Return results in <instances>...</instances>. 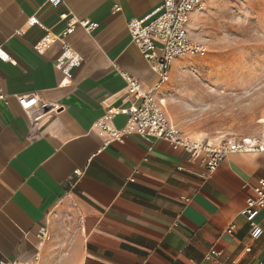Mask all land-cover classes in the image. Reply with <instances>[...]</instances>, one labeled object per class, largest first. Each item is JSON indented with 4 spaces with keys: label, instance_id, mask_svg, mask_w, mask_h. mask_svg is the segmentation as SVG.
Instances as JSON below:
<instances>
[{
    "label": "crops",
    "instance_id": "1",
    "mask_svg": "<svg viewBox=\"0 0 264 264\" xmlns=\"http://www.w3.org/2000/svg\"><path fill=\"white\" fill-rule=\"evenodd\" d=\"M163 0H0V261L13 264H264V235L253 239L242 215L252 187L264 177V149L232 152L208 174L205 163L164 138L136 134L104 143L94 122L111 104L133 102L126 70L158 96L173 100L172 80L133 43L128 20ZM115 5H121L114 12ZM228 0H205L190 15L193 37H214ZM73 10L100 22L65 40L83 62L67 78L57 66L61 33ZM185 56V55H182ZM173 60L171 75L180 58ZM48 103L25 109L17 97ZM57 104L53 109L51 105ZM126 114L115 118L122 127ZM258 139V138H257ZM264 142V138L258 139ZM75 169L82 171L75 174ZM247 183V185H245ZM237 225L227 232L229 224ZM264 227V209L258 217ZM49 235L42 237L40 227ZM251 245V250L246 249ZM217 248L213 259L207 254Z\"/></svg>",
    "mask_w": 264,
    "mask_h": 264
},
{
    "label": "built area",
    "instance_id": "2",
    "mask_svg": "<svg viewBox=\"0 0 264 264\" xmlns=\"http://www.w3.org/2000/svg\"><path fill=\"white\" fill-rule=\"evenodd\" d=\"M204 1L163 0L160 6L154 8L147 15L133 17L128 20V28L133 43L139 47L143 56L151 61L153 70L159 72L160 82L170 80V70L174 59L182 55L202 51L203 44L192 36L189 23L191 12L200 7ZM48 2L55 7L64 4V0H48ZM121 8V5H115L113 11L118 12ZM60 18L67 23L65 29L55 36H46L38 40L35 48L42 52L55 40L60 39L63 41L62 52L57 56L56 64L66 75L63 80V84H66L69 81H67V78L73 76V67L81 65L84 57L65 38L78 27L90 34L100 26V22L89 17L80 18L71 9L63 12ZM0 57L6 59L2 50H0ZM120 73L126 81L127 90L133 97V102L122 106L109 105L105 114L94 122L98 132L104 137L105 144L115 140L122 141L126 135L131 134L141 136L151 143H154L155 139L164 138L174 148H183L190 157L197 158L205 163L208 174L215 171L227 158V155L232 152L244 153V151L264 149V142L252 137H243L242 139L226 138L224 141L215 143L187 135L168 116L164 102L157 94L159 90L158 83L146 88L138 76L123 69ZM0 98L6 99V95L2 93ZM17 99L25 109H31L39 105L41 113L32 118L33 124H36L42 113L46 111V106H50L48 103L41 102L38 93L22 94ZM56 105L51 106L54 109ZM120 114L127 115L122 127L115 124V118ZM74 173L81 175L82 171L75 169ZM252 190L253 193L248 195L245 208L241 213L250 224L251 237L260 239L264 235V227L258 222V217L264 209V177L253 185ZM236 227L235 222H231L227 232H234ZM40 230L43 238L48 237L49 231L46 227H40ZM251 248V245H249L246 249L251 250ZM220 253L221 251L217 248H212L207 254V258L213 259L214 256ZM0 264L13 263L0 261ZM198 264L204 263L200 262ZM231 264L236 263L231 262Z\"/></svg>",
    "mask_w": 264,
    "mask_h": 264
},
{
    "label": "rangeland",
    "instance_id": "3",
    "mask_svg": "<svg viewBox=\"0 0 264 264\" xmlns=\"http://www.w3.org/2000/svg\"><path fill=\"white\" fill-rule=\"evenodd\" d=\"M228 2L202 51L179 58L164 104L184 133L215 143L264 138V0Z\"/></svg>",
    "mask_w": 264,
    "mask_h": 264
},
{
    "label": "bare ground",
    "instance_id": "4",
    "mask_svg": "<svg viewBox=\"0 0 264 264\" xmlns=\"http://www.w3.org/2000/svg\"><path fill=\"white\" fill-rule=\"evenodd\" d=\"M162 100H163L164 104L167 103V99L166 98H162Z\"/></svg>",
    "mask_w": 264,
    "mask_h": 264
}]
</instances>
